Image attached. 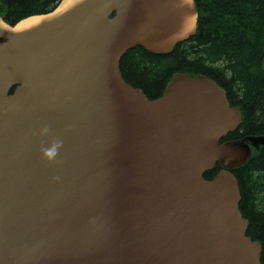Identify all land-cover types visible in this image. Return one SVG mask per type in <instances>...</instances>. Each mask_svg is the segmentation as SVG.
<instances>
[{"label": "water", "instance_id": "water-1", "mask_svg": "<svg viewBox=\"0 0 264 264\" xmlns=\"http://www.w3.org/2000/svg\"><path fill=\"white\" fill-rule=\"evenodd\" d=\"M198 20L195 0L0 16V264H261L233 171L264 137L222 143L242 114L208 77L175 74L149 100L120 70Z\"/></svg>", "mask_w": 264, "mask_h": 264}, {"label": "trees", "instance_id": "trees-1", "mask_svg": "<svg viewBox=\"0 0 264 264\" xmlns=\"http://www.w3.org/2000/svg\"><path fill=\"white\" fill-rule=\"evenodd\" d=\"M61 0H0V16L10 25L53 11ZM199 20L196 35L169 55L142 48L121 60L124 80L149 100L162 96L175 74L205 76L224 88L242 124L225 141L264 137V0H195ZM220 171L205 174L213 179ZM239 182L240 211L249 221L247 236L262 244L264 264V147L233 171Z\"/></svg>", "mask_w": 264, "mask_h": 264}, {"label": "clouds", "instance_id": "clouds-1", "mask_svg": "<svg viewBox=\"0 0 264 264\" xmlns=\"http://www.w3.org/2000/svg\"><path fill=\"white\" fill-rule=\"evenodd\" d=\"M45 154H46L48 157H51V156L54 155V153H53L52 151H48V152H46Z\"/></svg>", "mask_w": 264, "mask_h": 264}]
</instances>
